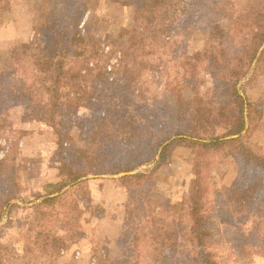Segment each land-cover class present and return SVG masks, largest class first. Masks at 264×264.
<instances>
[{"label": "rangeland", "instance_id": "rangeland-1", "mask_svg": "<svg viewBox=\"0 0 264 264\" xmlns=\"http://www.w3.org/2000/svg\"><path fill=\"white\" fill-rule=\"evenodd\" d=\"M51 1L0 0V70L11 73L15 61L25 59V46L35 36L43 7ZM235 1L227 0L224 5L219 0V5L215 4L220 10L228 9L231 20H219L212 10H186L171 30L160 29L155 34L140 24L141 13L137 20L134 18L133 8L139 0H86L88 11L80 28L99 43L96 64H105L107 69L81 73L86 77L78 90L85 92L84 101L75 117L63 118L72 122L69 143L79 141L92 120L110 126L117 123L119 110L112 102L116 99L128 105L127 117L139 132L148 135L139 144L146 161L131 171L88 173L65 186L70 172L62 158H70V150L60 146L58 132L50 122L36 119L32 101L15 85L2 88L0 264H109L117 258L134 261V236L131 245L120 242L128 196H134L131 206L140 203L141 197L163 204L184 201L178 218L181 226L177 227L182 249L188 248L191 236L186 228L188 214L199 200L208 216L207 225L214 232L218 254L229 256L231 263L239 258L245 264H264V252L251 234L253 212L234 214L229 209L232 196H241L243 187L262 174L246 165L238 154L239 144L203 147L200 143L176 142L160 163V153L153 151L166 137L163 146L179 137L177 131L211 138L225 133L235 119L224 114L234 102L229 103V91L213 75L224 41L219 26L242 25L244 21L240 15L247 9L233 6ZM243 35L234 33L228 38L232 37L229 45L236 47L227 56L231 66L240 70L246 67L237 85L256 111L253 109L252 119L246 120V129L230 137L241 136L240 142L264 155V52L260 50L247 66L250 42ZM243 56L244 64L239 66ZM7 76L5 81L11 84L16 79L15 74ZM101 76L109 81L119 79L107 85L106 99L110 93L115 98L95 99L92 104L87 90L93 92L92 86ZM135 173L143 176L132 180L128 190L120 178ZM238 188L240 191H233ZM55 195L63 196L55 205L33 206ZM148 211L154 215L151 205ZM148 216L145 211L131 221L130 227L144 223ZM142 244L144 250L145 242ZM146 254L139 258L141 263L154 264Z\"/></svg>", "mask_w": 264, "mask_h": 264}, {"label": "trees", "instance_id": "trees-1", "mask_svg": "<svg viewBox=\"0 0 264 264\" xmlns=\"http://www.w3.org/2000/svg\"><path fill=\"white\" fill-rule=\"evenodd\" d=\"M220 1V4L225 5L224 2L227 0ZM235 2L233 6L237 4L247 9L243 15H240L244 21H242V25L231 23L219 26L224 41L221 42L222 50H219L221 57L217 60L213 70L216 81L229 91L231 98L229 103L234 102L233 105L229 104L231 107L225 109L224 114L235 119L228 124L229 127L225 133L211 138L191 136L185 132L177 131L175 135L179 137L163 146L168 139L166 137L153 148V151L160 153V163L166 160L172 144L176 142L200 143L203 147L236 146L239 144L238 154L246 165L258 172L261 171L262 174L243 187L241 196H232L229 209L234 214L248 210L253 212L255 219L252 223L251 234L257 239V242L259 241V247L264 252V155L258 154L245 143L240 142L241 136L230 137L240 134L246 129V120L252 119L253 109L254 112L256 109L253 108L249 96L246 93H240L237 85L245 73L246 67L240 70L239 67L231 66V58L227 56L229 50L236 47L235 44L229 45V40L232 39L234 33L236 35L245 34L242 38L245 36L246 39H249L250 52L247 66L252 63L261 50L264 44V0H236ZM245 3H248V8L245 7ZM215 4L219 5V0H139V4L133 8V12H136V16H134L136 20L137 15L141 13L140 24H143L151 33L156 34V32H161L160 29L169 28L171 30L176 20L179 21L183 18L186 10L198 11V13H200V9L212 10L221 21L232 19L230 18L232 13L228 9L221 7L220 10ZM43 10L35 27V36L25 46V59L16 60L11 73L0 70V99L4 86L15 85L23 96H27L32 101L36 119L50 122L58 132L60 146L70 150V158L67 156L62 158L64 166L70 172V179L65 183V186L88 173L116 174L135 169L146 161L143 158L146 156L141 151L139 144L144 142L148 135L139 132L134 121L127 117L128 105L123 106L116 99H113L112 102L119 110L117 123L110 126L98 123V120L96 122L92 120L89 126L82 130V132H88L82 133L80 140L75 144L69 143L68 130L71 129L72 122L69 119H65L64 122L63 118L75 117L79 111L78 106L84 101L85 92L81 93L78 90L84 81L82 78L86 77L81 73L93 71L96 68L100 69V72H105L107 66L96 64V57L100 56L99 43L92 39L90 33H82L80 28V22L88 11L86 0H58L56 2L52 0L46 7H43ZM182 13L184 14L181 16ZM231 35L232 37L228 39ZM89 36H91L90 40ZM262 50L264 52V47ZM121 64L122 62H120V70ZM243 64L244 56L241 58L239 66ZM115 70L112 71L116 72ZM23 72H25V76L22 75ZM7 74L9 77H14L13 74L16 75L12 84L5 81L8 77ZM233 77H236L235 80H232ZM116 79L117 81H109L108 78L97 77L92 86L93 92L87 90L92 96V104L96 101L95 99L105 101L114 97L110 93L106 99L107 85L109 83L112 86V83L119 81L118 78ZM219 79L221 80L218 81ZM141 176H143L141 173L127 174L120 180L126 182L129 190L130 182ZM233 191L237 192L240 189ZM62 197L46 196L33 206L55 205L54 203ZM133 198L134 196H128L127 199L120 242L122 241L125 246L131 245L130 238L134 236L135 242L132 245H134L133 254H136V259L132 261L129 258H117L115 261H110L109 264H142L139 258L143 253L152 257L154 264H245L239 262V258L231 263L229 256L216 252L214 232L207 225L208 216L204 213L199 200L198 202L194 201L190 214H188L189 224L186 228L191 234L188 236L190 245L187 244L188 248L184 246L182 249L179 247L177 227L181 226L178 218L181 206L185 202L163 204L141 197L140 203L134 202V206H131ZM75 202L79 204L78 201ZM150 205L154 215L148 211ZM225 208L228 211L226 204ZM145 211L149 213L147 220L144 223L137 222L134 229L131 228V221L142 217ZM133 230H135L134 233L131 232ZM138 230L139 232H137ZM142 241L146 245L144 250ZM124 251L129 252L130 250L124 248Z\"/></svg>", "mask_w": 264, "mask_h": 264}, {"label": "water", "instance_id": "water-1", "mask_svg": "<svg viewBox=\"0 0 264 264\" xmlns=\"http://www.w3.org/2000/svg\"><path fill=\"white\" fill-rule=\"evenodd\" d=\"M263 47H264V46H263ZM263 47H262V48H263ZM261 50H262V49H261ZM259 54H260V52H259ZM259 54H258V55H259ZM123 174H124V173H123Z\"/></svg>", "mask_w": 264, "mask_h": 264}]
</instances>
